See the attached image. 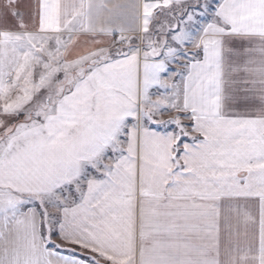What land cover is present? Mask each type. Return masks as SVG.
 Returning <instances> with one entry per match:
<instances>
[{"label":"snow or ice","instance_id":"1","mask_svg":"<svg viewBox=\"0 0 264 264\" xmlns=\"http://www.w3.org/2000/svg\"><path fill=\"white\" fill-rule=\"evenodd\" d=\"M0 264H264V0H0Z\"/></svg>","mask_w":264,"mask_h":264},{"label":"rangeland","instance_id":"2","mask_svg":"<svg viewBox=\"0 0 264 264\" xmlns=\"http://www.w3.org/2000/svg\"><path fill=\"white\" fill-rule=\"evenodd\" d=\"M58 243H59V242H58ZM65 247H66V246H65ZM67 247H69V246H67ZM67 247H66V248H67ZM76 251H77V252H80V251H82V250H80V249H76Z\"/></svg>","mask_w":264,"mask_h":264},{"label":"crops","instance_id":"3","mask_svg":"<svg viewBox=\"0 0 264 264\" xmlns=\"http://www.w3.org/2000/svg\"><path fill=\"white\" fill-rule=\"evenodd\" d=\"M57 242H60V241H59V240H57ZM65 246H66V247H67V246L71 247V245H65Z\"/></svg>","mask_w":264,"mask_h":264}]
</instances>
